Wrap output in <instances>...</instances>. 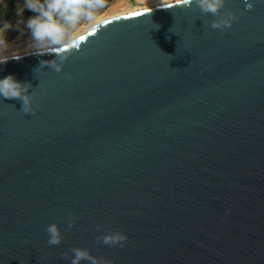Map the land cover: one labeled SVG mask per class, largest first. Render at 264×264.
<instances>
[{
  "label": "water",
  "instance_id": "water-1",
  "mask_svg": "<svg viewBox=\"0 0 264 264\" xmlns=\"http://www.w3.org/2000/svg\"><path fill=\"white\" fill-rule=\"evenodd\" d=\"M227 9L239 19L217 30L170 0L69 42L60 72L41 65L58 52L0 64L36 109L0 96V264H71L73 247L113 264H264V0ZM109 230L127 244L98 242Z\"/></svg>",
  "mask_w": 264,
  "mask_h": 264
},
{
  "label": "clouds",
  "instance_id": "clouds-1",
  "mask_svg": "<svg viewBox=\"0 0 264 264\" xmlns=\"http://www.w3.org/2000/svg\"><path fill=\"white\" fill-rule=\"evenodd\" d=\"M177 3L184 8L197 7L203 14H211L216 17L211 22V28L217 30L230 29L239 17L231 9L225 10L227 0H177ZM107 0H24V10L35 13L26 21L18 22L16 29L20 31L19 24L30 33L27 47L34 49L30 51L36 54H46L52 52L61 53L58 59L42 61L41 65H49L56 72L62 71L64 62L73 55L70 50L69 41L74 40V32L81 21L92 24L98 20V13L105 8ZM251 8V5H248ZM6 30L12 29L11 25H5ZM23 35V32L20 31ZM78 47V46H77ZM12 45L7 41L6 35L0 34V64H6L11 59L19 60L21 55L10 52ZM71 79V77H68ZM32 87L30 83L18 81L13 75H8L0 79V96L6 99H16L22 101L21 111L25 114H35L33 107V94L29 93ZM77 217H69L68 226L76 224ZM47 244L49 246H59L64 237L57 223L47 226ZM97 241L109 247H124L128 242V236L123 230H109L106 234L97 237ZM71 264H81L88 261L90 264H113L111 259L92 255L91 251L82 247L71 249ZM63 259H68L67 252L61 254Z\"/></svg>",
  "mask_w": 264,
  "mask_h": 264
},
{
  "label": "trees",
  "instance_id": "trees-1",
  "mask_svg": "<svg viewBox=\"0 0 264 264\" xmlns=\"http://www.w3.org/2000/svg\"><path fill=\"white\" fill-rule=\"evenodd\" d=\"M115 0H107V6L111 5ZM35 13L29 10H24V0H0V29H5V25H11L12 29L6 30L8 34L7 40H11L20 31L25 30L22 23L19 24L20 31L16 29L18 22L27 20L34 16ZM4 35V34H3Z\"/></svg>",
  "mask_w": 264,
  "mask_h": 264
},
{
  "label": "rangeland",
  "instance_id": "rangeland-1",
  "mask_svg": "<svg viewBox=\"0 0 264 264\" xmlns=\"http://www.w3.org/2000/svg\"><path fill=\"white\" fill-rule=\"evenodd\" d=\"M137 1H142V0H136V2ZM135 3H133L131 0H115L111 5L103 8L99 11L98 18L105 16V15H110V14H114L117 12L125 11V10L129 9ZM90 25L91 24H89V22H87V21H81L80 25L75 30L74 35L84 31ZM22 32H23V35L20 32L17 35H15L11 40H7L9 43L14 42V46L12 47L13 49L27 47V43H28L29 38H30V33L26 29L23 30ZM6 33H9V32H6L5 29H0V34H4L7 36L8 34H6Z\"/></svg>",
  "mask_w": 264,
  "mask_h": 264
},
{
  "label": "bare ground",
  "instance_id": "bare-ground-1",
  "mask_svg": "<svg viewBox=\"0 0 264 264\" xmlns=\"http://www.w3.org/2000/svg\"><path fill=\"white\" fill-rule=\"evenodd\" d=\"M166 1H170V0H142V1H137L134 5H132L129 9H127L125 11L117 12V13H114V14H110V15H105V16L99 17L96 22L92 23L84 31L74 35L75 39H77L78 37H80L83 34L87 33L88 31L92 30L93 28L99 26L100 24L105 23L106 21L112 20V19H114L116 17H119V16H122V15H125V14H128V13L134 12V11H137V10H141V9H144V8H147V7L155 6V5H158V4L166 2ZM71 41H73V40H71ZM71 41H69V42H71ZM9 44L12 45V47L14 46V42H10ZM26 49H31V48H28V47H22V48H17V49L16 48L15 49L11 48L9 51L16 53V52L23 51V50H26Z\"/></svg>",
  "mask_w": 264,
  "mask_h": 264
},
{
  "label": "snow or ice",
  "instance_id": "snow-or-ice-1",
  "mask_svg": "<svg viewBox=\"0 0 264 264\" xmlns=\"http://www.w3.org/2000/svg\"><path fill=\"white\" fill-rule=\"evenodd\" d=\"M169 6H170V5H169ZM145 11H147V10H145ZM130 15H132V16H138V15H141V13H139V12H135V13H131ZM106 22H107V21H106ZM93 31H95V29H94ZM80 39L83 40L84 37L81 36Z\"/></svg>",
  "mask_w": 264,
  "mask_h": 264
}]
</instances>
